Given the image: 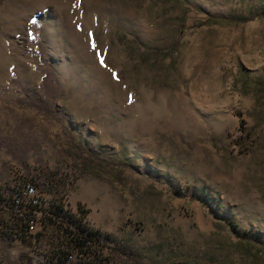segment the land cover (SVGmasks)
Instances as JSON below:
<instances>
[{"label":"rangeland","instance_id":"1","mask_svg":"<svg viewBox=\"0 0 264 264\" xmlns=\"http://www.w3.org/2000/svg\"><path fill=\"white\" fill-rule=\"evenodd\" d=\"M0 221L11 264H264V0H0Z\"/></svg>","mask_w":264,"mask_h":264},{"label":"crops","instance_id":"2","mask_svg":"<svg viewBox=\"0 0 264 264\" xmlns=\"http://www.w3.org/2000/svg\"><path fill=\"white\" fill-rule=\"evenodd\" d=\"M10 209H9V208ZM8 207H6V208H3L6 212H9V213H12L13 212V210H15V208L14 207H12V206H8ZM56 211V210H55ZM55 211H53V219H54V221L53 222H59V223H61V224H63V221L61 220V217L60 216H62V215H64V212L63 211H61V210H59V211H57V213L58 214H60V216H56V214L54 213ZM5 221H7V220H5ZM3 221H0V223H2ZM14 237H15V235H14ZM0 240H2L3 242H5L6 244H10V243H20L21 241L20 240H22L20 237L19 238H17V237H15V238H12V237H8V235L6 234V232L4 231V232H1L0 231ZM0 264H11L10 262L8 263L6 260H4L2 257H0ZM15 264H17V263H15Z\"/></svg>","mask_w":264,"mask_h":264},{"label":"trees","instance_id":"3","mask_svg":"<svg viewBox=\"0 0 264 264\" xmlns=\"http://www.w3.org/2000/svg\"><path fill=\"white\" fill-rule=\"evenodd\" d=\"M48 77V72L47 74L44 76V79H46ZM56 214V216H60V214L57 213V211L54 212ZM61 220L63 222H66L67 226L70 227L71 231H77L78 233L82 232V229L78 227V225L76 223H74V221L72 219H70V217L68 218L67 216L65 217V215L60 216ZM26 227H28L27 225H25ZM83 236L84 239L90 240L89 237L85 236L84 234H81Z\"/></svg>","mask_w":264,"mask_h":264},{"label":"snow or ice","instance_id":"4","mask_svg":"<svg viewBox=\"0 0 264 264\" xmlns=\"http://www.w3.org/2000/svg\"><path fill=\"white\" fill-rule=\"evenodd\" d=\"M89 35H91V34H89ZM93 47H95V45H93ZM98 56H99V54H98ZM100 63H101V65H103L104 64V60L100 59ZM113 78L114 79L116 78L115 74H113Z\"/></svg>","mask_w":264,"mask_h":264},{"label":"built area","instance_id":"5","mask_svg":"<svg viewBox=\"0 0 264 264\" xmlns=\"http://www.w3.org/2000/svg\"><path fill=\"white\" fill-rule=\"evenodd\" d=\"M23 226V229L22 230H19L20 231V234H21V232H25V231H27L26 229L28 228V227H26V226H24V225H22Z\"/></svg>","mask_w":264,"mask_h":264},{"label":"bare ground","instance_id":"6","mask_svg":"<svg viewBox=\"0 0 264 264\" xmlns=\"http://www.w3.org/2000/svg\"><path fill=\"white\" fill-rule=\"evenodd\" d=\"M24 28V25H20V29L22 30Z\"/></svg>","mask_w":264,"mask_h":264}]
</instances>
